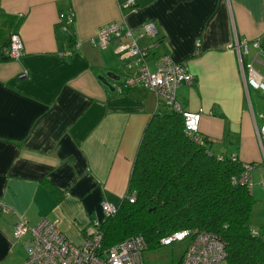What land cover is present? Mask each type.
<instances>
[{
    "label": "crops",
    "instance_id": "obj_1",
    "mask_svg": "<svg viewBox=\"0 0 264 264\" xmlns=\"http://www.w3.org/2000/svg\"><path fill=\"white\" fill-rule=\"evenodd\" d=\"M123 2L0 0V14L15 18L24 47L20 58L0 60V202L6 206L0 211V264H22L28 255L29 236L12 235L20 220L56 221L69 240L82 243L91 221L103 218L102 203L117 206L127 192L144 126L158 102L143 87L117 90L138 66L118 55L117 41L104 48L93 42L103 25L115 22L148 48L152 71L156 58L168 54L191 73V84L176 88V101L185 110L206 111L199 133L216 154L250 164V228L264 236V142L256 133L261 111L242 70V62H252L264 76V53L252 46L255 40L264 46V0H137L135 12L121 8ZM70 11L73 21L66 24ZM3 16L0 54L12 30ZM152 21L157 32L139 36ZM242 42L248 52L240 56ZM110 70L120 74L118 81L107 78L113 91L98 78ZM185 244L146 250L142 261L175 264Z\"/></svg>",
    "mask_w": 264,
    "mask_h": 264
},
{
    "label": "trees",
    "instance_id": "obj_2",
    "mask_svg": "<svg viewBox=\"0 0 264 264\" xmlns=\"http://www.w3.org/2000/svg\"><path fill=\"white\" fill-rule=\"evenodd\" d=\"M3 18L7 32L17 33L15 18ZM144 127L127 192L97 224L99 253L136 235L144 237V251H157L166 245L163 238L188 230L187 238L169 245L186 247L196 231L210 232L225 246L226 264H264V236L250 228L255 199L249 183L240 181L245 163L216 154L200 133L184 132L181 111L168 105L158 104Z\"/></svg>",
    "mask_w": 264,
    "mask_h": 264
},
{
    "label": "built area",
    "instance_id": "obj_3",
    "mask_svg": "<svg viewBox=\"0 0 264 264\" xmlns=\"http://www.w3.org/2000/svg\"><path fill=\"white\" fill-rule=\"evenodd\" d=\"M123 9L137 11V0H124L120 5ZM66 24L73 21V13L70 11L65 17ZM96 39L93 42L99 47H106L109 42L117 41L116 51L123 58H132L138 66L137 72L133 75L124 77L122 84H118L117 90L120 91L121 85L126 87H143L156 95L157 102L160 105L165 104L176 111H181L183 117L184 132L188 135L196 136L199 133V122L206 113L203 108L196 110H185L180 103L176 101V88L181 83L191 84L193 76L188 69L180 63H176L168 55H160L154 62V71L148 66L147 59L149 50L146 47H139L134 41L133 32L122 22L108 23L103 25L97 31ZM157 32L155 23L146 22L142 25L139 36L154 35ZM8 44L3 47L2 55L8 59H18L24 54L23 42L18 33L9 34ZM128 39V42L122 39ZM252 46L264 53V46L259 40L252 42ZM248 44L242 42L240 45L241 53L247 54ZM71 51H63L68 54ZM244 74V85L264 92V76L256 71L252 62H242ZM211 114L212 112H208ZM260 124H256V133L262 145L264 142V112L259 114ZM250 164L245 163V170L240 181L249 183ZM133 201L132 198L129 199ZM116 206L108 202L101 205L104 214L114 211ZM6 206L0 202V211H5ZM99 221L92 220L91 228L88 231L87 238L82 243H73L64 232L58 227L57 222L46 218L38 223L30 225L22 219L17 222L12 229V235L15 239L23 236H29V248L27 257L22 264H144L142 253L145 250V239L141 235L131 236L119 243L112 245L103 253H99L102 234L97 230ZM189 236V231H180L173 233L172 236L165 237L161 241L163 244H169L173 241L184 240ZM225 246L210 232L196 231L192 240L186 245V249L181 257L179 264H220L225 258Z\"/></svg>",
    "mask_w": 264,
    "mask_h": 264
},
{
    "label": "rangeland",
    "instance_id": "obj_4",
    "mask_svg": "<svg viewBox=\"0 0 264 264\" xmlns=\"http://www.w3.org/2000/svg\"><path fill=\"white\" fill-rule=\"evenodd\" d=\"M249 94L250 97L252 98L254 108L256 106H259V111L264 112V92H262L261 90L251 88ZM252 217H254V215H252ZM165 249L170 250L171 246L165 247ZM220 264H226V261L223 260L222 262H220Z\"/></svg>",
    "mask_w": 264,
    "mask_h": 264
},
{
    "label": "water",
    "instance_id": "obj_5",
    "mask_svg": "<svg viewBox=\"0 0 264 264\" xmlns=\"http://www.w3.org/2000/svg\"><path fill=\"white\" fill-rule=\"evenodd\" d=\"M99 80H101L103 82V84L105 85V87H108L111 91L114 90V87L113 85L110 83L109 80H107V78L111 79V80H114V81H118L119 78H120V74H116L114 71L110 70V71H107L105 73V76H99L98 77Z\"/></svg>",
    "mask_w": 264,
    "mask_h": 264
}]
</instances>
